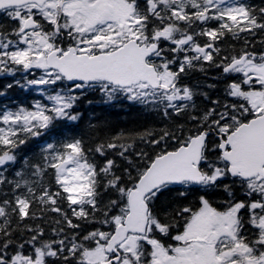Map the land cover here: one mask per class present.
<instances>
[{
	"label": "trees",
	"instance_id": "trees-1",
	"mask_svg": "<svg viewBox=\"0 0 264 264\" xmlns=\"http://www.w3.org/2000/svg\"><path fill=\"white\" fill-rule=\"evenodd\" d=\"M128 1L127 23L98 27L94 37L76 28L73 41L103 38L91 45L98 51L130 37L158 43L149 61L176 84L170 91L70 84L38 63L52 23L23 40L25 10L0 12V264H86L157 158L207 132L201 167L211 175L212 130L256 114L249 101L245 115L233 111V87L261 89L259 81L225 68L244 56L264 62V0ZM66 165L78 168L73 191ZM192 186L166 185L151 197V224L164 225V237L184 229L198 208Z\"/></svg>",
	"mask_w": 264,
	"mask_h": 264
},
{
	"label": "flooded vegetation",
	"instance_id": "flooded-vegetation-1",
	"mask_svg": "<svg viewBox=\"0 0 264 264\" xmlns=\"http://www.w3.org/2000/svg\"><path fill=\"white\" fill-rule=\"evenodd\" d=\"M101 1L104 0H64L60 4L61 1L57 0L48 1L43 6L30 3L11 8L25 10L24 21L34 16L39 22V27L41 24L52 23L55 34L43 38L50 46L47 58L50 52L58 48L61 49L60 55L65 54L71 47H76L79 52L91 54L98 51L91 45L102 39L94 41L90 38L74 43L73 29L74 26L83 25L87 28V36L94 37L96 27L111 26L119 22L120 19H114L87 24L89 22L82 15L83 10ZM106 5L101 9L102 13L113 14V2L110 1ZM52 18L56 19L55 22ZM56 25L59 26L58 29ZM33 31L26 32L24 36ZM246 73L243 77L247 83L253 72ZM233 91L239 95L232 104L235 113L245 115L248 101L256 111L254 116L264 112L263 102L253 100L242 84L234 85ZM256 104H259L257 108ZM247 121L242 120L231 129H213L210 133L208 145L211 159L208 166L212 169V174L202 183H187L198 189L199 201L198 204L192 205L198 208L196 207L194 215L184 229L165 237L164 225L158 230L152 226L151 221L144 234L133 231L119 232L115 229L107 235L106 241L89 250L83 260H90L87 261L88 264H205L206 260H219L218 264H237L238 260H241L239 264H250L251 261L264 264V162L260 171L250 177L241 176L240 173L234 175L231 171L233 163L230 161L232 154L228 158L222 149V144L226 143L225 151L232 150L237 128ZM219 188L224 192H217ZM161 189L164 190V186ZM151 197L152 195L147 198L149 204ZM197 216H204V223L200 218L192 223ZM122 221L123 218L119 219V223ZM112 240L117 242L115 247L110 245Z\"/></svg>",
	"mask_w": 264,
	"mask_h": 264
},
{
	"label": "water",
	"instance_id": "water-1",
	"mask_svg": "<svg viewBox=\"0 0 264 264\" xmlns=\"http://www.w3.org/2000/svg\"><path fill=\"white\" fill-rule=\"evenodd\" d=\"M48 0H0V11L11 6H21L27 3L43 5ZM64 0H61L60 4ZM39 25L34 17L26 19L23 30L28 31ZM58 29V25L56 26ZM159 51L157 43H141L131 38L112 51L96 54L79 53L71 47L63 56L61 49L50 53L47 58L48 67L58 70L70 83H96L105 81L119 87H131L139 83H147L153 88L170 90L162 84V78L154 64L148 58ZM246 56L233 61L225 68L230 72L236 66L244 63ZM174 84L172 87H175ZM208 134L202 132L193 137L188 145H183L155 160L146 174L139 180L130 192V212L125 220L117 226V231L145 233L149 224V205L146 197L166 184H180L184 181L202 183L206 179L201 168L203 150ZM235 143L230 152L222 149L226 157L233 163L231 171L234 175L240 173L250 177L260 171L264 162V113L242 123L236 130ZM110 245L115 247L116 240Z\"/></svg>",
	"mask_w": 264,
	"mask_h": 264
},
{
	"label": "rangeland",
	"instance_id": "rangeland-1",
	"mask_svg": "<svg viewBox=\"0 0 264 264\" xmlns=\"http://www.w3.org/2000/svg\"><path fill=\"white\" fill-rule=\"evenodd\" d=\"M113 2L114 4V13L107 15V14H103L101 9L105 6H107L106 4L108 2ZM131 11V5L125 1V0H104L99 2L98 4L94 5V6H88L86 9L83 10V16L86 17V21H88L89 23L87 24H92L95 21H109V20H114V19H122L124 21H126V17L129 15V12ZM124 21H121L122 23H124ZM127 23V21L125 22ZM115 36V35H114ZM113 36V37H114ZM27 36H24L23 40H26ZM41 44L45 43L46 41L44 40H40ZM38 63L41 66H45L46 61H45V56L40 55L38 57ZM242 71H246V72H253V74L255 75L256 78L260 79V82L264 83V62L263 63H255L253 61H246L244 64V67L241 69ZM165 80H169L168 76L164 75ZM180 94V93H179ZM251 98L253 100H257L258 102H263L264 101V90H260V91H254L251 93ZM259 104L255 105V108L258 107ZM4 159L1 160V162ZM64 171L66 173V181L69 185V187L71 188V190H74V185L76 180L78 179V168L74 165H66L64 167ZM199 218L203 221L204 223V216L202 217H195L192 221V223H194L196 220H199ZM88 262L90 260H87ZM219 260H206L205 264H218ZM125 264H128V262H126ZM250 264H257L256 261L254 262H250Z\"/></svg>",
	"mask_w": 264,
	"mask_h": 264
},
{
	"label": "bare ground",
	"instance_id": "bare-ground-1",
	"mask_svg": "<svg viewBox=\"0 0 264 264\" xmlns=\"http://www.w3.org/2000/svg\"><path fill=\"white\" fill-rule=\"evenodd\" d=\"M238 122V121H237ZM233 124V123H232ZM230 125V124H229ZM235 125V124H234ZM234 125H232V126H234ZM236 130V129H235ZM228 137V136H227ZM220 144V143H219ZM220 154H221V152H220ZM217 164V163H216ZM221 166V165H220Z\"/></svg>",
	"mask_w": 264,
	"mask_h": 264
}]
</instances>
